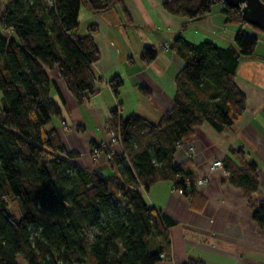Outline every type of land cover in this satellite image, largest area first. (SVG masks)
Here are the masks:
<instances>
[{
	"label": "trees",
	"instance_id": "obj_1",
	"mask_svg": "<svg viewBox=\"0 0 264 264\" xmlns=\"http://www.w3.org/2000/svg\"><path fill=\"white\" fill-rule=\"evenodd\" d=\"M121 1L7 0L0 13V264H21L19 256L25 264H155L170 249L174 221L144 202L141 186L147 190L166 180L194 194L193 164L173 163L176 147L189 142L201 123L221 132L246 109V95L234 79L240 59L255 55L258 38L242 28L233 43L176 35L168 47L184 65L175 77L171 108L157 123L112 108L107 131H119L123 151L109 144L92 147L109 155L114 176L77 164L79 153L66 150L49 125L63 97L47 69L56 68L78 102L96 95V27L79 35V11L83 6L101 15ZM216 3L169 0L164 7L193 20ZM222 13L226 23L246 24L236 8L223 3ZM155 57L151 47L140 54L146 64ZM108 83L114 92L122 85L118 76ZM223 163L264 228V201L252 197L258 190L256 165L232 147Z\"/></svg>",
	"mask_w": 264,
	"mask_h": 264
},
{
	"label": "crops",
	"instance_id": "obj_2",
	"mask_svg": "<svg viewBox=\"0 0 264 264\" xmlns=\"http://www.w3.org/2000/svg\"><path fill=\"white\" fill-rule=\"evenodd\" d=\"M166 1L122 0L101 15L86 11L83 29L79 21L77 31L85 35L88 26L96 27L94 39L101 53L94 64L100 77L98 93L78 102L56 68H48L63 97L61 111L49 125L66 150L79 153L77 164L103 176H114L104 153L93 155L92 143L109 140L107 118L116 106L122 114L134 113L153 123L171 108L175 77L184 65L168 47L176 35L191 42L219 38L233 43L242 28L256 36L255 55L240 59L234 79L246 95L242 116L221 132L207 122L201 123L194 128L192 139L179 144L173 153V163L190 160L194 181L203 179V183L196 185L192 195L181 193L166 180L157 181L147 190L141 187V191L147 205L174 221L168 229L173 257L155 264H187L190 259L202 264H264V228L254 221L251 205L242 190L229 181V172L211 169L212 162L223 160L230 147L241 149L246 161L257 167L258 190L252 197L264 201V33L246 24L226 23L219 3L192 20L166 10ZM145 47L156 51L148 64L140 59ZM115 76L122 81L116 92L108 83Z\"/></svg>",
	"mask_w": 264,
	"mask_h": 264
},
{
	"label": "water",
	"instance_id": "obj_3",
	"mask_svg": "<svg viewBox=\"0 0 264 264\" xmlns=\"http://www.w3.org/2000/svg\"><path fill=\"white\" fill-rule=\"evenodd\" d=\"M239 10L243 21L264 32V0H219Z\"/></svg>",
	"mask_w": 264,
	"mask_h": 264
},
{
	"label": "built area",
	"instance_id": "obj_4",
	"mask_svg": "<svg viewBox=\"0 0 264 264\" xmlns=\"http://www.w3.org/2000/svg\"><path fill=\"white\" fill-rule=\"evenodd\" d=\"M219 4H223L222 2L219 1ZM4 7L2 8V11L4 10ZM108 134H109V140L107 142H101L100 144L103 146V145H110L112 147L113 150L115 151H118V152H121L123 151V148H122V143H121V137H120V134H119V131L115 132V131H108ZM92 153L94 156H98L100 153H104L103 150L101 148H97V147H92L91 149ZM104 156H105V159L108 161L109 159V155L104 153ZM216 168H221L223 169L224 168V163H223V160L222 159H216L212 162L211 164V169H216ZM225 169V168H224ZM224 174H228V171L225 169L224 171ZM203 183V179H197L194 181V185L191 186V188H195L196 189V185H200ZM142 187V186H141ZM178 191H180L181 193H183L182 189L181 188H178ZM170 252V250H169ZM169 252H163L160 257L161 259H166V258H171V255Z\"/></svg>",
	"mask_w": 264,
	"mask_h": 264
},
{
	"label": "rangeland",
	"instance_id": "obj_5",
	"mask_svg": "<svg viewBox=\"0 0 264 264\" xmlns=\"http://www.w3.org/2000/svg\"><path fill=\"white\" fill-rule=\"evenodd\" d=\"M6 1L7 0H0V13L2 12V8H3V6H5V4H6ZM86 15H87V13H86V9L82 6L81 8H80V16H79V21H80V23H81V29H83V25H84V22L86 21ZM0 32H3V29H2V27H1V25H0ZM215 39V38H214ZM50 72V74L51 75H53L54 73H55V71L54 70H50L49 71ZM109 126H107V128H108ZM108 130V129H107ZM171 247V246H170ZM169 250H170V252H169ZM168 250V252L170 253V254H172V251H171V249H169ZM173 256L171 255V258H172ZM18 261L21 263V264H25V262L22 260V258L19 256L18 257Z\"/></svg>",
	"mask_w": 264,
	"mask_h": 264
}]
</instances>
